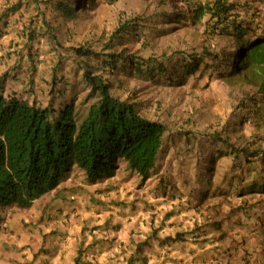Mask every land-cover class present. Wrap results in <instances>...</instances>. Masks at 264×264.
Here are the masks:
<instances>
[{
    "label": "rangeland",
    "instance_id": "374dc122",
    "mask_svg": "<svg viewBox=\"0 0 264 264\" xmlns=\"http://www.w3.org/2000/svg\"><path fill=\"white\" fill-rule=\"evenodd\" d=\"M38 2L40 13L34 3L28 6L22 1L18 9L25 5L26 14L17 22L11 19L10 8H15L18 0L7 8L6 25L13 22L11 32L18 36L14 40L21 45L0 53V58L5 57L0 75L7 73L3 77L7 93L24 92L25 97L47 103L51 66L60 61L57 80L68 86L67 99L72 98L75 90L79 104L89 93L82 78L84 69L89 68L110 82L116 95L136 102L147 118L165 121L176 137L185 133V124L189 127V116L203 131L212 127L222 132L230 126L235 113L241 111V97L249 88L242 79L222 80L215 67L211 74L210 70L201 76L200 72L185 74V54L201 51L207 33L197 24L186 25L187 8L182 0ZM59 2H65L72 13L64 14V10L58 9ZM40 14L49 25L26 42L27 27L36 28L35 20ZM28 46H33L38 65L30 92L33 85L28 78ZM210 46L224 54L236 50L233 42L222 37ZM77 50H83L85 55ZM111 54L116 61L108 65L105 62ZM120 54L145 60L150 71L130 72L123 67ZM207 62L211 63L209 58ZM18 63L20 66L10 72L9 68ZM234 120L238 131V122ZM256 121L264 126L262 120ZM238 133L231 140L237 142L232 150L239 157L231 161L222 154L219 163L216 156L215 171L210 173L205 174L206 166L195 167L197 159L192 156L194 149H200L203 155L211 152L213 145L203 136H198V144L186 147L185 142L174 144L165 138L161 157L147 179L121 163L114 176L96 183L74 169L59 192L36 202L31 209L5 207L3 224L20 228L18 236L23 249L32 245L28 253L33 254L34 260L41 253L50 255L56 250L57 260L53 264H214L216 259L208 253L213 245L206 241L211 234L204 238L202 230L197 229L204 221L211 223L224 215L218 205L241 209L242 212H234L236 220L244 224L248 219L247 223L255 225V241L262 242L263 238L260 224L264 223V191L257 186L263 180L257 175L253 182L252 175L264 170L260 157L250 170L247 157L252 158L249 152L264 148V127L247 123ZM178 146L183 149L177 150ZM236 182L237 188L225 191V187ZM208 183H212L211 188ZM24 250L12 252L16 260L25 257Z\"/></svg>",
    "mask_w": 264,
    "mask_h": 264
},
{
    "label": "trees",
    "instance_id": "16d2710c",
    "mask_svg": "<svg viewBox=\"0 0 264 264\" xmlns=\"http://www.w3.org/2000/svg\"><path fill=\"white\" fill-rule=\"evenodd\" d=\"M22 1L28 6L34 3L39 12L38 0H18V5L10 9L17 10ZM235 1L182 0L191 24H200L209 35L206 40L209 42L203 45L200 54H185V74L190 75L192 70L200 68L205 72L213 71L217 66L221 79L227 82L242 79L249 88L241 97L239 126L243 128L253 123L263 128L256 121L260 119L264 124V16H260L263 9L256 6L257 0ZM57 8L64 10V14L73 11L65 2H59ZM36 19L35 30L27 27L26 42L49 25L41 14ZM219 37L236 43L238 49L225 54L222 50L210 49V44ZM77 51L85 55L83 50ZM27 56L31 69L29 83L33 85L30 92L38 71L33 46H28ZM123 58L124 68L144 72L145 61L133 56ZM113 60L116 61L111 54L105 63L112 64ZM59 65L60 61H56L51 66L50 96L46 105L37 98L25 97L24 92L6 94L1 82L0 214L7 205L31 207L36 200L59 187L73 166L83 170L89 182L96 183L104 174L113 175L122 159L131 171L147 179L162 149L166 126L145 117L135 102L120 98L110 82L89 68L82 74L89 93L79 104L75 90L72 98L67 99L65 88L68 86L60 85L62 82L57 80ZM221 152L228 153V157L229 153L239 157L237 151L229 150L226 145L218 147V153ZM253 154L256 152H249ZM247 165L255 168V162L249 157ZM257 175L263 180L258 187L264 191V172L253 173V182Z\"/></svg>",
    "mask_w": 264,
    "mask_h": 264
},
{
    "label": "crops",
    "instance_id": "0c3cea01",
    "mask_svg": "<svg viewBox=\"0 0 264 264\" xmlns=\"http://www.w3.org/2000/svg\"><path fill=\"white\" fill-rule=\"evenodd\" d=\"M16 2L17 0H0V18H2L0 20V33H2L1 29L4 26H9L3 29L5 32L0 36V53L5 52L6 48H11V50H13L21 47L19 43L17 44V40H14L18 39V36L14 32H11L13 22L6 25V17H4L7 8ZM10 14L12 15L11 19H13L14 22H17V18L21 19V17L26 14L25 5L22 6L21 9L10 12ZM16 44L18 46H16ZM4 59L5 57L0 58V65L4 64ZM19 64L20 63L13 67H16L15 69H17L20 66ZM13 67H10L9 69L13 70ZM107 178L109 177L104 176L102 179L104 180ZM222 214H224L221 216L222 224L217 228H214V232H217L218 235L221 233H229L230 238H224L221 240L210 239L207 243L213 245V248H210L208 253L212 254L213 258L216 259L214 261L213 258H211L214 261V264H225L224 261L226 260H229L227 264H233V261H238L237 264H264L263 245L255 241V237H253L255 227L251 228V225H249L250 223L240 224L235 222L237 220L233 221L230 208L223 210ZM246 221L248 222V219H245V222ZM219 227L220 229H218ZM19 229L20 228L16 230L15 227L8 226L6 223L0 226V264H21L22 261H28V264H53L52 261L57 260L56 250L50 255L38 251L39 254H41L36 260H34V258H32L33 254L28 253L32 245L28 246L26 250L23 249L22 241L18 236ZM34 246L37 245L35 244ZM18 250H24L25 253H27L25 254V257L16 260L15 254H12V252H17Z\"/></svg>",
    "mask_w": 264,
    "mask_h": 264
},
{
    "label": "clouds",
    "instance_id": "9594fccd",
    "mask_svg": "<svg viewBox=\"0 0 264 264\" xmlns=\"http://www.w3.org/2000/svg\"><path fill=\"white\" fill-rule=\"evenodd\" d=\"M232 1H235V0H232ZM243 1H245V0H236L235 2H237V3H241V2H243ZM262 1L263 0H257L256 1V6H260L261 8H263V13H261V17H263L264 16V6H262ZM264 2V1H263ZM186 6V5H185ZM186 8H187V6H186ZM188 20L189 21V23L188 22H186L187 24L186 25H192L191 24V21H190V18L187 16V11H186V13H185V20ZM198 25V24H197ZM199 26L201 27V25L199 24ZM202 28V27H201ZM204 29V28H203ZM204 31H205V29H204ZM206 33V32H205ZM209 38V35H206V39L204 40L205 41V43L207 42L206 40ZM208 42H209V40H208ZM204 43V44H205ZM214 44V43H213ZM213 44H211V45H213ZM235 45H236V43H234ZM235 48L236 49H238V47H237V45L235 46ZM210 49H211V46H210ZM202 51V50H201ZM201 51L199 50L198 52L195 50V51H193V53H191L192 55H195V54H200L201 53ZM121 56H122V54H120ZM119 55V56H120ZM138 59H140V58H138ZM140 60H143V59H140ZM143 61H145V60H143ZM146 62V61H145ZM186 63V62H185ZM211 64H212V62H211ZM83 65V64H82ZM114 65V64H113ZM160 67H162V69L164 68V66L163 65H159ZM202 66V65H201ZM215 68H217V66H214ZM185 68V67H184ZM9 71L11 72V71H13V70H10L9 69ZM130 71V70H129ZM150 71V66H149V64L146 62V64H145V66H144V72L143 73H145V72H149ZM130 72H133V71H130ZM197 72H200V76L202 75V74H205L206 72L204 71V70H201V68L198 70V69H196V70H192V73L190 74V75H194V74H196ZM212 73V71H210V74ZM5 75H7V73L5 72V74H2L1 76H0V85H1V82H2V86H3V83H4V78L3 77H5ZM218 75H219V73H218ZM220 78V77H219ZM223 80V79H222ZM4 87V86H3ZM5 93L6 94H9V93H11V92H9V93H7L6 91H5ZM121 98V97H120ZM123 99V98H122ZM31 100H33V99H31ZM130 100V99H129ZM131 101V100H130ZM132 102H134V101H132ZM48 103V102H47ZM47 103H43L44 105H46ZM136 103V102H135ZM137 104V103H136ZM57 107V106H56ZM137 107H138V105H137ZM141 112V111H140ZM143 114V113H142ZM145 116V115H144ZM146 117V116H145ZM240 118H242V117H240V115H239V113H235V115H234V117H233V119H232V122H231V124H230V126L229 127H227V128H225V130L224 131H222L221 132V130H218V131H214V128H212V127H209V129H207V130H202V129H200L198 126H195L194 125V119H191V117L189 116L188 118H187V120H190V125H189V127L185 124V133L183 134V135H181V136H178V137H176V136H174L173 135V133H174V130H172L171 128H169V126L166 124V122L165 121H163V120H161L159 117H156V118H153V119H151V120H153V121H157V122H160V123H162V124H164L165 126H166V132H165V134H164V139H163V146H162V149H161V151L159 152V154H158V159H157V161H156V164H157V162H158V160H159V158L161 157V153H162V151H163V148H164V146H165V144L167 143L166 142V140H165V138H168V140H169V142H173L174 141V144L175 143H177V142H185V147H186V144L187 145H189V144H198V140L201 138V137H198V136H203L202 138H204V140L206 141V142H208V143H210L211 145H213L212 146V148H211V152L210 153H208V154H205V155H203L202 153H201V150L200 149H194L192 152H193V154H192V156H194V158H196L197 159V161H196V163H195V167H197V166H199V167H202V166H206L205 167V169H204V172H205V174H207V173H210L211 172V170L212 171H215L214 169V167H215V165L217 164V157H218V159H219V163H220V158H221V156H223L222 154H224L227 158H229L231 161H233L234 160V156H233V154L234 153H229L230 154V157H228L227 156V154L228 153H224V152H221V153H218V147H220V146H223V145H226V146H228V148H229V150H232V148H234L236 145H237V142H232V140H231V137H232V135H237V137H238V135H239V131H241L242 132V130L245 128V126H243V128H241L240 126H239V121H240ZM150 119V118H149ZM234 119H236L237 120V125H238V131H236L235 130V120ZM259 128V127H258ZM228 130H229V132H228ZM216 132H218L219 134H217ZM236 137V138H237ZM185 139V140H184ZM217 144H220L219 146L217 145ZM256 145V144H255ZM254 145V146H255ZM188 147V146H187ZM177 150H179V149H183V146H178L177 148H176ZM193 149V148H192ZM264 151V148H262V149H258V150H256L255 152H256V154H253L252 155V158L251 157H249L250 158V160H252V161H254L255 162V164H256V161H258L257 160V158L258 157H260V159H261V166H262V168H263V170H264V155H262V152ZM254 152V153H255ZM221 154V155H220ZM201 156L203 157V159L201 158ZM217 156V157H216ZM120 163L122 164V165H125L126 166V168L130 171V172H132V173H134L133 171H131L129 168H128V166H127V164L125 163V161H123L122 159L118 162V167L116 168V170L114 171V173H113V175H106V174H104L103 176H102V178L104 177V176H107V177H109L110 178V176L112 177V176H114L115 175V172L117 171V170H119L120 169ZM156 164H155V166H156ZM155 166H154V168H155ZM255 167H256V165H255ZM153 168V169H154ZM74 169H77V170H80L79 169V167L78 166H73L71 169H70V171L72 172ZM152 169V170H153ZM151 170V171H152ZM250 170H253V169H250ZM80 171H82L83 173H84V171L83 170H80ZM264 172V171H263ZM214 173V172H213ZM134 174H136V173H134ZM69 175V174H68ZM84 175H85V173H84ZM150 175H151V173H150ZM68 177V176H67ZM66 177V178H67ZM85 177H86V175H85ZM237 177V176H236ZM259 177H260V175H259ZM65 178V179H66ZM101 178V179H102ZM261 178V177H260ZM64 179V180H65ZM237 180H238V178H236ZM63 180V181H64ZM62 181V182H63ZM238 183L239 182H236V184H233V185H231V186H228V187H225L226 188V192L228 191V190H230V189H233V188H237L238 187ZM209 185V188H211L212 187V185L210 186V184H212V183H208ZM61 185H62V183L59 185V187H57L55 190H53V191H51V192H49L48 194H46L45 196H43V197H41L40 199H38V200H36L34 203H33V205L31 206V207H29V208H23V209H31L34 205H35V203L36 202H38V201H40V200H42V199H44V198H46L48 195H50V194H52L53 192H59L60 190V187H61ZM258 186V185H257ZM217 189V188H216ZM251 189V188H250ZM253 189V191H256V189L255 188H252ZM252 191V190H251ZM260 191V190H259ZM207 192H208V190H207ZM261 192V191H260ZM14 206H16V207H18V208H21V207H19L18 205H16V204H13ZM8 206H11V205H7V206H5V207H8ZM211 206H212V204H211ZM218 206H220L221 208H222V211L223 210H225V209H227V208H230L231 209V214H232V219H233V221L234 220H236V215H234V212H242V210L241 209H237V207L236 206H224V205H218ZM5 207H3V211H5L4 209H5ZM22 209V208H21ZM3 211H2V213H3ZM2 213L0 214V226L1 225H3V223H4V219H3V216H2ZM221 214H222V212H220ZM225 216H227V215H225ZM217 221H214V222H211V223H207V221H204L203 223L204 224H201V226H199L198 227V229H197V231H199L200 232V229L202 230V237H207V235H209V234H211V238H206V241L207 242H209V240L210 239H212V240H215V239H217V240H221V239H224V238H230V236H229V233H226V234H224V233H221L220 235H218V233L217 232H214L215 230H214V228H217L220 224H222V220H221V216H219V217H217V219H216ZM235 222H237V223H240L238 220L237 221H235ZM244 223H247V222H244ZM241 224V223H240ZM264 224V223H263ZM262 224V222H261V224H260V234H261V237H263L262 238V242H260V240H259V243L260 244H263V248H264V225ZM249 225H251V228H253V227H255V225H253V224H249ZM218 229H220V227L218 228ZM218 229H216V230H218ZM232 235V234H231ZM233 236V235H232ZM253 236H255V228H254V234H253Z\"/></svg>",
    "mask_w": 264,
    "mask_h": 264
}]
</instances>
